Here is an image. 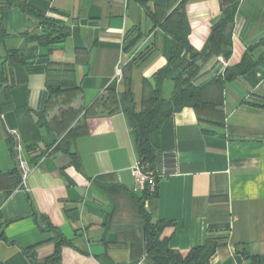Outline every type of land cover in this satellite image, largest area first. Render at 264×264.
Masks as SVG:
<instances>
[{
    "label": "crops",
    "instance_id": "1",
    "mask_svg": "<svg viewBox=\"0 0 264 264\" xmlns=\"http://www.w3.org/2000/svg\"><path fill=\"white\" fill-rule=\"evenodd\" d=\"M12 1L5 25L9 36L0 43V233L7 239L0 238V264H37L24 250L34 249L39 262L54 252V234L36 225L29 194L72 243L62 249V264H146L140 194L132 174L137 154L128 120L123 113L86 119L83 114L104 90L124 92V67L151 46L132 70L135 108L142 109L144 80L151 81L171 56L172 36L159 22L181 0H28L71 28L68 39L51 51L21 35L39 28L16 6L20 0ZM222 1L225 7L236 5L237 57L264 38V0H189L190 41L203 49L221 18ZM138 34L137 45L126 51ZM12 52L24 53L30 62L17 66ZM251 55L262 64L209 86L203 92L205 106L176 113L154 139L169 161L157 196L145 208L154 220L169 223L163 235L173 250L185 253L210 236L227 237L209 264H246L236 252L238 244L264 255V46ZM221 67L219 58L212 59L200 81L216 76ZM49 87L61 90L48 112L55 130L37 123V114L49 104ZM172 89L168 83V94ZM71 109L81 111L76 120L67 113ZM69 122L79 134L73 151L82 170L69 155H45L30 164L65 134L59 125ZM20 160L28 167L24 183Z\"/></svg>",
    "mask_w": 264,
    "mask_h": 264
},
{
    "label": "trees",
    "instance_id": "2",
    "mask_svg": "<svg viewBox=\"0 0 264 264\" xmlns=\"http://www.w3.org/2000/svg\"><path fill=\"white\" fill-rule=\"evenodd\" d=\"M188 1L181 0L175 9L163 21L159 22L164 31L172 36L171 56L167 65L157 71L152 76L151 81L144 80L142 109L138 112L135 108L132 92V70L150 54L151 46L136 53L124 67V92L118 94L110 89L104 90L83 114V118L86 119L123 113L128 120L137 160L144 165L147 171L154 173L157 183L156 191L150 192L147 188L138 192L140 195L137 198L143 220L146 264H209L219 247L227 243L225 236H210L205 245L194 247L185 253L170 248L169 238L163 235L169 223L154 220L145 208V202L157 196L159 183L166 174L165 167L169 161L163 151L156 147L154 139L164 130L176 113L186 107L198 111L205 106L207 103L203 99V92L209 86L240 78L262 64L261 60H254L251 52L258 46H264V38L240 51L236 57L237 48L234 47L233 40L236 5L225 7L223 1L221 18L212 25L210 38L203 49L197 50L190 41L192 29L187 13ZM13 6L12 0H0V43L9 36L5 25L9 11ZM16 6L33 19L39 28V33L33 34L30 31L21 33L28 42L48 47L51 51L54 46L65 42L70 36L71 28L65 21L50 17L35 9L28 3V0H20ZM156 22L158 23V21ZM140 38L141 34H138L126 44L124 49L126 51L131 50L135 44L137 45ZM9 57H16L13 63L20 67L30 62L24 53L12 52L9 53ZM219 57H223L228 62L227 66L225 68L222 66L219 73L211 79L200 81L201 70L204 66L212 59ZM168 83L173 85L170 94L167 92ZM77 90L80 88L74 89V91ZM49 92V104L37 114V123L50 130H55L58 125L49 119L48 112L55 102L53 98L60 94L61 90L49 87ZM67 113L73 114V120H76L81 111L71 109ZM71 125L70 122L59 125L61 126L60 129L65 130V134L62 137H57L45 151L31 157L29 163L35 165L45 155H69L72 164L81 171V157L77 151H73L74 143L79 134L75 132V125L70 127ZM7 140L11 151L14 153L13 137L8 134ZM29 197L36 225L42 232L54 234L55 249L53 254L43 262L38 261L34 249L24 250V253L33 258L37 264H62V249L65 246H72V243L52 223L48 215L40 212L31 194ZM0 238L7 241L3 232L0 233ZM236 252L243 257L246 264H264V255L251 254L246 244H238Z\"/></svg>",
    "mask_w": 264,
    "mask_h": 264
},
{
    "label": "built area",
    "instance_id": "3",
    "mask_svg": "<svg viewBox=\"0 0 264 264\" xmlns=\"http://www.w3.org/2000/svg\"><path fill=\"white\" fill-rule=\"evenodd\" d=\"M219 62L224 68L228 64V62L223 57H219ZM118 75L122 76L121 70L118 71ZM19 167L22 172L23 183H24L27 178L28 167L21 160L19 162ZM132 174L135 179L136 192H142L147 188L150 190V192L156 191L157 183L155 181L154 173L152 171H147L144 165H142V163L139 160H136V162L134 163V166L132 168Z\"/></svg>",
    "mask_w": 264,
    "mask_h": 264
}]
</instances>
